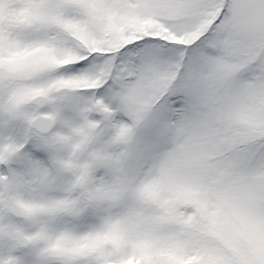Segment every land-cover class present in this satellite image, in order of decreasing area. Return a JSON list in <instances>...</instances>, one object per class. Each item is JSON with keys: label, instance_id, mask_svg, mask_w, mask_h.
<instances>
[{"label": "snow or ice", "instance_id": "6c2138e0", "mask_svg": "<svg viewBox=\"0 0 264 264\" xmlns=\"http://www.w3.org/2000/svg\"><path fill=\"white\" fill-rule=\"evenodd\" d=\"M0 264H264V0H0Z\"/></svg>", "mask_w": 264, "mask_h": 264}]
</instances>
